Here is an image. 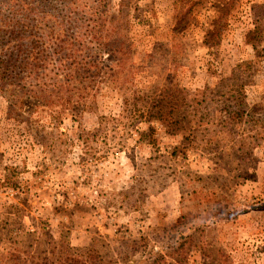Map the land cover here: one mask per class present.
I'll return each instance as SVG.
<instances>
[{
  "label": "rangeland",
  "instance_id": "1",
  "mask_svg": "<svg viewBox=\"0 0 264 264\" xmlns=\"http://www.w3.org/2000/svg\"><path fill=\"white\" fill-rule=\"evenodd\" d=\"M96 1L0 0V62L55 64ZM107 1L82 98L0 82V264H264V0Z\"/></svg>",
  "mask_w": 264,
  "mask_h": 264
},
{
  "label": "trees",
  "instance_id": "2",
  "mask_svg": "<svg viewBox=\"0 0 264 264\" xmlns=\"http://www.w3.org/2000/svg\"><path fill=\"white\" fill-rule=\"evenodd\" d=\"M108 5L109 3L107 0L96 1L94 4L95 7L90 13V17L78 27L79 32L76 37L66 39L61 36L52 40V45L56 44L58 49L65 50L60 51L59 53H53V56L56 57L55 64L49 56L45 55L47 52L46 49L41 50L37 45H31L26 52L23 44H20L22 39H16L15 44L17 52L15 55H12L7 62H0V82L8 76L7 78H15L11 83V85H14L15 82L30 77L35 80L39 79L42 83L36 87L37 89L30 87L29 90H26L28 97L32 95L36 98L35 94L39 92V97L42 98L58 97L61 99L63 96L67 95V92L73 90L75 94L78 93L74 98H82L81 94L87 90V86L84 85L82 81L79 82L77 78L91 77L93 79L101 74V69H103L102 52H104L106 48L114 49L117 47L118 50L107 52L108 55L114 58L113 61H115L118 57L117 55L122 52L121 43L123 42H118L119 37H116L119 34V28L116 25L119 20L113 21L109 19L107 10ZM253 8L255 9L258 7ZM262 9L264 10V7H262ZM263 18L264 14H258V17H256V20L254 21L255 29L250 33V36L247 39L249 43L254 44L253 38L262 34V32L259 31L258 23ZM10 36L14 39L16 38L17 33L10 34ZM46 40H50V35H48ZM110 40L115 42H110ZM252 46L255 49L256 46ZM68 48L71 50L67 51L66 49ZM127 49H129V47H127ZM120 66L121 64L118 63L117 67ZM55 70L56 73H54ZM110 70L111 69L109 68V71ZM51 74L57 76L56 78L53 76L54 79L52 80L61 77L62 83H59L58 81L53 84L48 83L50 82L49 80H51ZM42 76L47 78L44 82L41 79ZM74 81L79 83L81 87L74 88L72 86ZM19 90L23 91L24 89ZM67 98L68 101L66 102H69L70 97L68 95ZM90 99H93V97H90ZM73 103L77 106L73 107V109L78 108V103L76 101H73Z\"/></svg>",
  "mask_w": 264,
  "mask_h": 264
}]
</instances>
